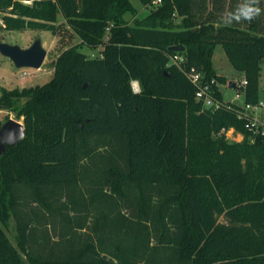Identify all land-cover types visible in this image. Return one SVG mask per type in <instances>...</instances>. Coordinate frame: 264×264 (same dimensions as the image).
I'll return each mask as SVG.
<instances>
[{"label": "trees", "instance_id": "16d2710c", "mask_svg": "<svg viewBox=\"0 0 264 264\" xmlns=\"http://www.w3.org/2000/svg\"><path fill=\"white\" fill-rule=\"evenodd\" d=\"M136 12L130 0H0V27L56 33L62 14L81 39L49 82L1 89L26 134L0 154V264H264V134L249 140L240 105L204 108L170 63L184 54L223 102L222 44L257 103L264 0H161L130 24Z\"/></svg>", "mask_w": 264, "mask_h": 264}, {"label": "rangeland", "instance_id": "374dc122", "mask_svg": "<svg viewBox=\"0 0 264 264\" xmlns=\"http://www.w3.org/2000/svg\"><path fill=\"white\" fill-rule=\"evenodd\" d=\"M133 6L136 7V13H128L126 18L130 24H134L137 20L145 17L156 8L158 4L154 3V0L144 5L140 0H130ZM160 4V3H159ZM263 16V15H262ZM177 22H180V18H176ZM58 30L56 33L50 30H7L0 27V42L9 44H17L22 48H27L32 45L34 40L38 37L42 39L43 46L47 50V55L41 68H17L10 58L4 56L0 52V93L2 88L14 89L24 88L37 85H43L49 82L54 76V61L60 55V53L73 45L81 42L80 37L72 30L66 23V19L61 14L56 22ZM0 26H2V14L0 13ZM81 50L87 52L89 55L95 54L99 56L101 53V47L89 49L87 47H81ZM213 66L219 75L225 77L226 81L219 84V89L222 92L224 102H232L237 105H244L245 93L242 90L241 83L245 79L244 73L236 70L232 65L224 47L222 44H218L215 48L213 55ZM234 81L237 86L231 87L229 84ZM136 85L140 88L139 82ZM259 101L264 104V60L262 63V72L260 78V98ZM257 116L260 115L264 121V109L262 108ZM13 118L24 124V117L18 118L14 111L3 112L0 122H6L8 119ZM230 142H242L248 139L240 131L233 133L229 132L224 134ZM254 138L249 137V140ZM221 221H224V217H221ZM10 240L17 245V231L13 220L9 222V227L5 228Z\"/></svg>", "mask_w": 264, "mask_h": 264}, {"label": "built area", "instance_id": "2783aa9c", "mask_svg": "<svg viewBox=\"0 0 264 264\" xmlns=\"http://www.w3.org/2000/svg\"><path fill=\"white\" fill-rule=\"evenodd\" d=\"M24 4L32 5L34 0H22ZM154 3L159 4L161 3V0H154ZM91 57H99L102 56L100 54L99 56H96L95 54H91ZM171 64H175L178 66L187 76L189 81L196 87V98L203 103V107L206 109H217L222 106V103L220 100L217 99L215 95V90L213 88V83L215 80L207 81L205 78V74L199 70L198 68L191 66H186V57L182 53H176L171 56ZM136 82L138 81H132V85L135 91H139L140 88L136 85ZM247 84L246 79H244L241 83L242 87H245ZM232 103V102H231ZM243 111L239 113V116L241 118H247V121L245 123V127L249 130L251 133V137L255 138L256 136L260 134H264V121L261 119L260 115L257 116L256 113H258L262 108L264 109V104L261 101H258L255 104L252 103H244L242 105ZM8 112L6 110H0V119L3 112ZM235 128H223L222 133L227 134L229 132L233 133L235 132Z\"/></svg>", "mask_w": 264, "mask_h": 264}, {"label": "water", "instance_id": "95a60500", "mask_svg": "<svg viewBox=\"0 0 264 264\" xmlns=\"http://www.w3.org/2000/svg\"><path fill=\"white\" fill-rule=\"evenodd\" d=\"M249 13L254 18L255 12L253 9ZM169 49L175 52H183L186 50V47L177 44L170 46ZM0 52L10 58L17 68L30 67L39 69L42 67L47 55V50L44 48L40 37L36 38L32 45L27 48H22L17 44L0 42ZM229 85L231 87L237 86L234 81H231ZM25 134V125L20 121L10 118L4 122L0 127V154L4 152L7 146L15 145L24 139Z\"/></svg>", "mask_w": 264, "mask_h": 264}, {"label": "clouds", "instance_id": "9594fccd", "mask_svg": "<svg viewBox=\"0 0 264 264\" xmlns=\"http://www.w3.org/2000/svg\"><path fill=\"white\" fill-rule=\"evenodd\" d=\"M256 2H257V0H251L252 4H255ZM253 11L256 14H259L260 9L259 8H254ZM242 19L251 20L252 19V15L250 13L246 14L245 16L242 17Z\"/></svg>", "mask_w": 264, "mask_h": 264}]
</instances>
